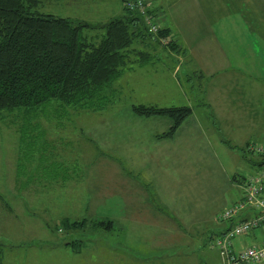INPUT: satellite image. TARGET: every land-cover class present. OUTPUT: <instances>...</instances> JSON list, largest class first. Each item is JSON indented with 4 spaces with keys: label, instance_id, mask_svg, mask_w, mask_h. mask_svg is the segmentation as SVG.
<instances>
[{
    "label": "rangeland",
    "instance_id": "rangeland-1",
    "mask_svg": "<svg viewBox=\"0 0 264 264\" xmlns=\"http://www.w3.org/2000/svg\"><path fill=\"white\" fill-rule=\"evenodd\" d=\"M144 1L146 3V0ZM232 1L164 0L166 5L171 6L168 7L167 13L171 16L184 14L183 20L191 25L189 31L196 29L195 32L205 27L204 24L201 26L199 23V5L205 8L206 13L212 14L211 11H214V7L219 3L227 5L232 4ZM245 1L257 3L260 0H235V4L238 6ZM120 3V0H41L35 9L39 12L69 16L99 24L112 16L119 15ZM242 12L243 10L237 9L231 12V17H239ZM156 18L160 19L159 16ZM141 31L143 33V36H139L141 43L131 44L137 50L148 52L162 47L150 41L142 28ZM84 32L88 36L99 33L97 29ZM192 37L195 36H189V39ZM149 60L157 71L154 73L143 68L131 73L129 84H121V91L114 94L112 101L102 110L92 112L66 108L64 111L56 112L53 109L57 106L53 105L39 111L30 121L34 128L29 130L25 140L35 138V144L30 149L33 158L27 167V172L20 176L16 175V162L19 157L22 158L23 151L27 150L21 143L19 133L23 118L16 110L0 111V237L5 243V257H8L7 260L3 259V264H76V260L70 256V248L63 244L65 240L76 238L85 245L104 241L98 237L99 234L104 233L112 242L116 239V234L121 232L120 225L129 224V221L122 218L125 214L128 218L131 217L132 201L129 195L122 193V188H129L127 190L129 193L131 187L126 185L131 181L127 178L125 180L128 175L119 168L123 163L116 156L115 150L122 146V143H119L121 139L135 135L136 118L130 110V104L137 103L140 99L142 102H157L162 106L187 105L193 112L192 116L186 119V127L191 126V122L195 124L197 121L196 107L199 106L196 105V99L190 97V93L194 95L195 89L191 92L188 89L195 88L197 79L195 75L192 79L182 75V73L187 74L184 64H181L180 71L176 73L171 65L179 62L178 59L160 56ZM235 60L238 62H234L235 66L237 64L242 68L243 60ZM191 62L194 66L200 62V59L191 58ZM134 65L135 63L132 66ZM232 95L236 98L234 92ZM223 113L228 114L225 111ZM233 114L239 115L236 110ZM238 123L242 125V120ZM211 126L213 125H206L205 141L208 142L209 148L206 149L202 143H195L193 148L197 147L201 151L196 148L193 152H201L200 157L195 158L189 154L186 159L191 167L197 166V172L193 178L190 176L182 179L188 180L196 190L202 188L207 197H213L214 203L218 201L219 209L214 208L212 215L216 217L239 192L237 188L239 181L236 187L231 176L242 175L246 167L240 158L241 147L230 141L228 128H222L225 131L221 136L218 129H212ZM149 130L153 129L149 128ZM229 130H233L232 124ZM101 136L110 142L113 149L118 145L117 149L113 152L101 149ZM219 138H223L224 141L221 142ZM198 140L202 142L204 138ZM191 145H193L192 139L189 147ZM243 149L245 150L244 147ZM40 155H43V164L54 160L64 165L66 178L55 179L44 174L41 169L43 165L38 161ZM241 155L250 159L256 157L255 154L246 151ZM22 160L24 162V158ZM123 182L125 184H122ZM122 197L129 198L124 200ZM138 204L140 209L142 205H146L142 198L138 200ZM206 208L209 211L210 206L207 205ZM82 217L111 219L112 229L110 232L103 230L99 232L100 230L90 228L83 231L66 230L62 226L60 230L54 229L55 223L62 218L71 221Z\"/></svg>",
    "mask_w": 264,
    "mask_h": 264
},
{
    "label": "crops",
    "instance_id": "crops-1",
    "mask_svg": "<svg viewBox=\"0 0 264 264\" xmlns=\"http://www.w3.org/2000/svg\"><path fill=\"white\" fill-rule=\"evenodd\" d=\"M146 4L154 21L167 28V35L175 41L174 49L162 46L147 53L150 58L164 56L178 59L179 62L171 65L176 73L184 64L187 76L185 73L182 75L187 79L195 75V88L188 89L190 92L195 89L194 95L190 93V97L195 98L196 105H199L196 107L197 121L195 124L191 122V126H185L186 119L192 116L193 110L190 107L189 115L171 136L156 137L167 130L170 120L164 116L135 114V135L132 133L128 139H121L119 143L122 146L117 149V145V150L101 136L100 148L109 152L115 150L116 156L123 163L119 168L128 175L125 180L131 181L126 185L131 187L129 193V188H122V193L129 195L132 201L131 217L125 214L122 218L129 221V224L120 225L121 232L116 234L112 242L102 233L98 237L104 241L85 245L79 242L73 249L64 245L70 248V256L76 260V264H220L217 251L208 243L209 238L223 232L235 221L249 216L250 211H243L230 220L221 221L217 215L212 216L213 209H219L218 201L214 203L213 197H207L202 188L196 190L194 185L182 178H193L198 170L197 166L193 168L186 162L189 154L195 158L200 157L201 152H193L197 148H193L194 144L202 143L206 149L209 148L205 141L206 125H213L211 128L218 129L221 136L225 131L222 128H228L230 141L241 148L249 142L264 144V0L257 3L245 1L238 6L235 0L227 5L219 3L211 11L212 14L206 13L205 8L199 5L200 21L196 20L205 27L198 29V33L196 29L189 31L191 25L183 20L184 14H168L167 9L171 6L166 5L164 0H146ZM237 9L243 10L241 16L231 17V12ZM189 36L195 37L189 39ZM191 58H198L200 62L192 66ZM235 59L243 60L242 68L237 64L235 66L234 62L238 63ZM133 64L113 81L117 93L121 91V84H129L131 73L137 69L147 68L154 73L157 71L150 60L141 65L135 64L136 67ZM131 104L162 107L157 102H142L140 99ZM235 110L239 115L233 114ZM223 111L228 114L225 115ZM241 120L242 125L238 123ZM231 124L233 130H229ZM198 138H204V141ZM191 139L193 145L189 147ZM219 139L224 141L223 138ZM241 154L246 169L251 167L254 159ZM234 176H231V180L237 187L238 181ZM118 193L121 192L118 190ZM237 197L238 194L231 203ZM128 198L122 197L124 200ZM140 198L146 203L142 209L138 204ZM207 205L210 206L209 211L205 209ZM99 230L102 232V229ZM263 237L264 222L234 238L232 245L234 248L258 245ZM235 264H264V259Z\"/></svg>",
    "mask_w": 264,
    "mask_h": 264
},
{
    "label": "trees",
    "instance_id": "trees-1",
    "mask_svg": "<svg viewBox=\"0 0 264 264\" xmlns=\"http://www.w3.org/2000/svg\"><path fill=\"white\" fill-rule=\"evenodd\" d=\"M40 1L0 0V111L16 110L23 118L19 133L21 143L27 149L21 155L24 162L21 157L16 162L17 176L26 173L32 161L30 149L35 138L25 140L29 130L34 128L30 121L39 111L53 105L57 106L53 109L56 112L66 108L92 112L104 109L117 93L112 83L121 72L132 63L141 65L150 59L147 52L131 45L141 43V28L150 41L170 49L175 46V41L167 35V28L156 24L157 30L149 31L143 15L136 9H128L125 0H120L119 15L99 24L39 12L35 8ZM143 4L145 13L156 23L144 0ZM91 29L101 33L85 34V30ZM163 37L168 38L162 42L160 38ZM130 110L139 116H164L170 120L167 130L156 137L171 136L190 113V107L186 105L131 104ZM244 151L241 148L242 154ZM42 160L43 155H40L38 161L43 165L44 174L66 178L64 165L54 160L43 164ZM254 160L251 164L255 163ZM234 177L239 180L237 175ZM61 226L66 230L90 228L107 231L112 229V220L82 217L69 221L62 218L55 223L54 229L60 230ZM79 242L80 239L72 238L63 244L73 249ZM4 244L0 237V264L8 258L5 257Z\"/></svg>",
    "mask_w": 264,
    "mask_h": 264
},
{
    "label": "built area",
    "instance_id": "built-area-1",
    "mask_svg": "<svg viewBox=\"0 0 264 264\" xmlns=\"http://www.w3.org/2000/svg\"><path fill=\"white\" fill-rule=\"evenodd\" d=\"M128 9H136L143 15V20L149 31L155 32L158 26L145 13L143 0H125ZM168 37L160 38L162 42ZM246 152L258 157L251 167L238 175V197L229 206L217 214L221 221L231 219L243 211L250 215L235 221L223 232L209 238V245L214 248L221 264L259 262L264 259V237L258 245L240 246L234 248L232 240L247 233L264 222V144L249 142L244 146Z\"/></svg>",
    "mask_w": 264,
    "mask_h": 264
}]
</instances>
